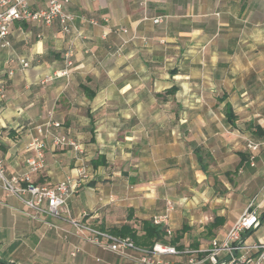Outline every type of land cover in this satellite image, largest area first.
I'll list each match as a JSON object with an SVG mask.
<instances>
[{
	"label": "crops",
	"instance_id": "1",
	"mask_svg": "<svg viewBox=\"0 0 264 264\" xmlns=\"http://www.w3.org/2000/svg\"><path fill=\"white\" fill-rule=\"evenodd\" d=\"M30 5L43 9L46 0ZM64 10L74 17L71 33L57 22H14L9 46L0 49L7 174L27 170L37 153L30 144L39 139L45 166L31 174L33 183L75 184L81 167L88 174L67 200L74 220L109 234L129 225L140 237L143 221L166 213L165 244L203 252L251 204L260 224L244 242H264V0H69ZM155 17L162 23L153 24ZM64 69L65 77L55 76ZM171 87L175 93L166 94ZM166 106L170 114H163ZM50 112L60 124L53 131L74 139L81 152L39 135ZM248 141L259 144L253 167ZM99 156L104 165L94 169L90 162ZM187 258L163 256L169 264ZM197 260L211 264L203 253ZM0 261L139 264L135 253L121 256L81 239L64 218H33L1 190Z\"/></svg>",
	"mask_w": 264,
	"mask_h": 264
},
{
	"label": "built area",
	"instance_id": "2",
	"mask_svg": "<svg viewBox=\"0 0 264 264\" xmlns=\"http://www.w3.org/2000/svg\"><path fill=\"white\" fill-rule=\"evenodd\" d=\"M31 0H0V49L9 46L7 36L14 22H30L32 24L41 23L45 26H51L57 22L64 34L71 33L74 17L64 10V6L69 0H46V6L43 9L34 10L30 5ZM81 20H86L84 16ZM92 25L97 22L93 19H87ZM163 18L155 17L151 19L153 24L162 23ZM125 32L124 29L120 30ZM19 64L22 68H27L28 63L20 59ZM68 71L61 70L55 74L58 77H65ZM50 77L41 81H49ZM5 98V86L0 82V102ZM60 124L53 120L52 113L48 114V119L37 127L39 135L49 137L54 146L68 148L76 152H81L80 146L65 134L55 133ZM30 146L36 150V155L27 160V170L22 174H7L4 159L0 153V190L18 198L26 208L32 212L33 218L47 215L56 219H66L75 230V234L81 239L92 244L99 245L106 250L117 253L121 256L130 257L132 253L137 254L139 264H169L163 260L165 255H189L186 264H197V256L200 253L205 255V260L211 264H219L226 257L231 256L225 264H264V242L246 245L240 243L243 234L255 230L259 225V219L255 210H250V206L242 212L239 218L233 223L222 241H213L211 248L205 251H179L175 247L156 242L149 249L137 247L130 238H123L111 235L107 232L98 230L90 224L82 223L70 217L66 208L68 198L74 193V190L81 186V183L87 180L88 174L83 167L76 173L75 184L70 178L58 182L52 187L37 185L30 179L31 174L37 173L45 166L44 155L42 153V142L34 140ZM246 148L249 151V165H255V158L259 150V144L248 141ZM75 188V189H74ZM171 209L168 206L167 211ZM167 214L154 217L153 224L163 225L167 236L171 231L167 226ZM242 251L237 255V251ZM227 253L224 259H219L218 255Z\"/></svg>",
	"mask_w": 264,
	"mask_h": 264
},
{
	"label": "trees",
	"instance_id": "3",
	"mask_svg": "<svg viewBox=\"0 0 264 264\" xmlns=\"http://www.w3.org/2000/svg\"><path fill=\"white\" fill-rule=\"evenodd\" d=\"M176 91L175 87H171L166 90V94H174ZM90 95H94V92L90 91ZM225 116L226 120L230 125H233L235 120V116L232 113V108L229 104H225ZM92 168L96 169L97 167L104 165V161L102 157H98L91 162ZM91 185V183H89ZM141 230L143 232L142 236H137L136 231L132 230L129 225H124L120 229H112L109 232L114 236L119 237H129L135 245L137 246H153L156 242H161L165 244L164 240V227L161 225H155L152 221H143L141 223Z\"/></svg>",
	"mask_w": 264,
	"mask_h": 264
},
{
	"label": "rangeland",
	"instance_id": "4",
	"mask_svg": "<svg viewBox=\"0 0 264 264\" xmlns=\"http://www.w3.org/2000/svg\"><path fill=\"white\" fill-rule=\"evenodd\" d=\"M158 99H159V97H158ZM165 111H163V114H170V108L169 107H165V108H163ZM195 107L194 106H192V107H190L189 108V114H190V116L191 115H194V113H195ZM159 110H161V108H158V111ZM123 136V135H122ZM74 140V139H73ZM164 154H165V152H164ZM114 165H115V167H119V162H116V163H114ZM121 166V165H120ZM126 167V166H125ZM120 170H122L121 168H119ZM119 169L118 168H116L115 169V171H119ZM126 174H127V172H126Z\"/></svg>",
	"mask_w": 264,
	"mask_h": 264
},
{
	"label": "water",
	"instance_id": "5",
	"mask_svg": "<svg viewBox=\"0 0 264 264\" xmlns=\"http://www.w3.org/2000/svg\"><path fill=\"white\" fill-rule=\"evenodd\" d=\"M262 217H264V215H263ZM259 224H260V220H259ZM245 236H247V235H245ZM245 236H242V237H241V239H240V243H241V242H244V238H245ZM233 255H235V252H233L231 256H233ZM231 256L226 257V258H225L224 260H222L219 264H225L226 262H228V261L230 260ZM0 263H2V264H10V263L2 262V261H0Z\"/></svg>",
	"mask_w": 264,
	"mask_h": 264
}]
</instances>
